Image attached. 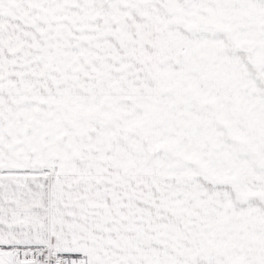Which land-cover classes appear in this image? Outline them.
I'll list each match as a JSON object with an SVG mask.
<instances>
[{"label":"snow or ice","instance_id":"obj_1","mask_svg":"<svg viewBox=\"0 0 264 264\" xmlns=\"http://www.w3.org/2000/svg\"><path fill=\"white\" fill-rule=\"evenodd\" d=\"M0 264H264V0H0Z\"/></svg>","mask_w":264,"mask_h":264}]
</instances>
